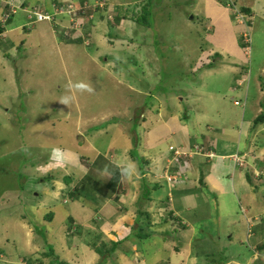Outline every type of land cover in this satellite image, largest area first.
Here are the masks:
<instances>
[{
	"label": "rangeland",
	"instance_id": "rangeland-1",
	"mask_svg": "<svg viewBox=\"0 0 264 264\" xmlns=\"http://www.w3.org/2000/svg\"><path fill=\"white\" fill-rule=\"evenodd\" d=\"M45 1H49L50 4V0ZM88 1L93 4V0ZM108 2L110 4H106L104 8L88 9V15L93 9L100 13L97 14V19L93 20L94 25L87 15L86 27L87 32L90 33L87 45L81 40H75L73 34L70 36L72 40L64 39V34L62 36L60 32L58 36L63 40L77 42L73 44L70 52H64V47H61L55 52L56 56L48 54L47 52L50 51L45 44L40 43L35 53L39 55L42 53L44 62H41L42 56L38 61L30 58L33 53L29 52V47L24 57L20 56L24 54L26 47L15 45L9 51V58L15 63L14 67L9 66V70L17 74L18 85H8L7 80L2 81L3 75L0 74V264H52L56 257L59 262L65 264H98L100 257L93 251L94 245L101 242L97 246L101 250L108 251L110 244L106 245L107 241L101 240L105 233L99 230L98 216L93 215L97 203L83 198L79 201L81 204L69 202L67 198L57 199L54 202L46 199L47 192H38L37 189L39 180L42 179L40 172L57 168L64 173L67 164L64 161H55L42 166L37 165L47 162L50 158H61L62 155L65 157L67 152L76 151L78 142H82L83 137H86L84 132L89 127L99 125V121L103 119L110 116L115 119L119 116L141 118L144 102L145 108L147 106L145 113L151 109V106H153L151 115L155 114V108L161 107L164 116L176 110H188L189 106L196 103L192 110L198 121L202 111L210 108L212 111L210 125L212 124L214 129L212 128L209 133L216 134L215 126L219 125L216 111L221 116V107L225 106L224 110L231 109L233 102L237 101L239 104L237 109L243 114V119L251 122L245 150L249 144L254 147H249L246 154L245 152L243 154L248 159L254 153L258 160L250 166L248 164L249 170H246V173L250 174L251 178L254 174L258 176L252 167L258 170L260 166L262 168L264 166L262 164L264 122L256 127L253 126L255 117L264 113V0H108ZM245 3L249 4L248 8L253 15L252 30L248 33L250 44L247 49L241 48L234 40L238 34L236 38L241 41L239 31L243 27L237 25L232 16L234 12L243 13L241 6ZM65 4L69 5L71 2L66 1ZM142 8H145L149 15L147 21L150 23L147 26L134 22V18L142 14ZM4 13L3 9L2 13L0 12V23ZM226 13L236 33L232 28L225 26V21L228 20L225 18ZM109 14H111L110 18ZM220 17L225 18L224 23L216 20ZM208 18H211V23L207 21ZM64 19L68 18L65 16ZM95 23L97 30L94 33L96 35L93 36ZM0 26L3 29L5 27L2 24ZM72 32L70 30V33ZM14 35L15 32L1 35V41L3 36L5 38L1 42L2 46L7 43L11 48L12 41L8 39ZM219 49L224 52H220ZM216 52L218 55L214 56ZM221 55H228L232 59L223 61ZM1 62L0 59V64ZM209 63L214 64L215 70L209 72L210 74L205 70L204 76L201 72L202 64ZM230 65L233 69L237 65L245 68L244 70L248 69V79L241 85L239 80L244 76L243 72L239 73L240 71L236 72L234 69L232 76L229 77L223 71L225 69L223 67ZM244 104L247 106L243 107ZM87 118L89 123L87 122L83 127L84 119ZM233 125H236V122ZM126 127L129 128V125L127 124ZM136 130L139 131V127ZM78 135H81V138ZM101 137L103 136L97 132L93 143L103 151L108 139L104 141ZM77 138L80 140L77 141ZM224 138L232 139L230 134ZM207 139L211 141L213 137ZM120 141L121 144L117 137L114 138V144L120 145L117 147V154L113 151L108 152L113 154L116 162L121 159L118 153L125 140L120 137ZM62 151L63 154L59 155ZM94 151L87 152L86 156L89 158L87 160L81 158L83 153H79L76 158L82 165L74 161L71 165L72 171L79 169L77 165L87 166L89 170L94 169L90 171L91 175H88L89 172L75 174L71 177V181H81L87 177L92 180H89L88 185L92 188L93 176L96 177V173L99 172L103 179L106 177L104 173L106 165L100 163L101 158L116 166L114 158L109 159L107 155L106 157L97 155L91 161L95 155ZM139 151L141 150L138 148L135 153L138 154ZM260 154L263 157H260ZM226 163H229V160H226ZM107 166L111 171L115 169L111 165L107 164ZM163 166L165 170L168 164L164 162ZM135 167L136 170L140 167V172L144 175V186L150 188L151 196L160 195L166 201L169 183L163 178L154 182L162 176H153L159 172L156 173V167L152 168L151 157L146 156L144 161L136 162ZM173 167L170 165V169H174ZM55 173L60 177V172ZM125 173L128 174L126 170ZM119 174V189L123 184L126 188L127 185L121 183L124 172L119 169ZM136 174L140 175L139 172ZM113 175L114 173L110 172L109 178L112 179ZM261 178L257 180L263 184L264 176ZM42 181L47 185V180ZM255 185L257 187L251 190L255 193L253 197L256 198L259 206L250 204V193H246L248 211L246 220L249 219L250 222L256 216L264 218V192H260L264 190V185ZM103 191L106 193L105 190ZM230 204L232 208L236 207L238 212L240 211L237 201ZM49 212L54 213L51 222L45 218ZM88 215L89 217L86 218ZM241 215L243 214L239 212L237 216ZM70 217L80 220L78 223L83 225L79 227L73 219H69ZM21 219L26 224L30 223V227L35 229V235L27 236L20 226ZM247 224L246 236L250 227ZM67 226L71 228L67 230ZM227 226L226 222L222 224L220 240L227 238L225 232ZM236 227L232 230L233 238L245 233L244 227ZM234 229L242 230L238 235ZM75 231L76 233L73 234ZM170 231L171 228L168 229L169 233ZM91 232L95 233L91 234ZM110 232L113 233V230ZM205 235L206 239L203 242L207 245L199 241H194L192 244L201 256L199 260H205L201 255L204 251H209L211 254L207 255L209 258L213 256L218 259L217 246L212 244L216 239L208 234ZM80 241L86 243L83 247L86 248L84 250H88L85 252L96 255L81 257L77 248ZM234 243L236 242L232 240L230 246L226 244L230 249L226 255L236 251L232 245ZM61 248L63 250H60ZM210 248L213 250L210 251ZM128 255L130 256L131 252ZM254 257L246 240V248L242 249L239 257L234 258L244 263L255 259Z\"/></svg>",
	"mask_w": 264,
	"mask_h": 264
},
{
	"label": "crops",
	"instance_id": "crops-1",
	"mask_svg": "<svg viewBox=\"0 0 264 264\" xmlns=\"http://www.w3.org/2000/svg\"><path fill=\"white\" fill-rule=\"evenodd\" d=\"M20 1L22 2L23 7L11 16L8 23L5 24L4 29L1 27L2 35L15 32L14 37L8 39L12 41L10 42L12 46L11 48L7 43H5L4 47L2 46L1 42L4 41V36L2 38L3 41L0 39V59L2 60V64H0V74L3 75L2 81L7 80L8 85L10 84L12 86L18 85L17 74L14 73V71L11 72L9 70V66L14 67L15 64L13 62L14 60L9 58V51L12 50L15 45L22 46L23 48L26 47L24 49V54L20 57L26 56L25 52L27 51V47H29V52L33 53L30 55V58L34 61H38L43 55L42 53H40V55L39 53H35V49L39 47L38 45L40 43L45 44L47 50L50 51L47 53H50L51 56H56L57 53L55 52L61 47H64V52H70L75 43L73 41L63 40L61 36H58L60 32L63 36L64 31L68 27V19H64L65 16L57 17L56 22L54 23L47 21L31 22V20L28 19V16L25 17L27 14L26 9H29L32 5H39L46 10H51V5L55 0H50V4L49 1L45 0ZM58 1L59 3L61 1L62 3L69 1L80 5L85 3L90 4L88 0ZM95 1L96 0H93V3ZM103 1L107 5L110 4L108 0ZM0 2L2 3V5H0V12L2 13L3 9L5 10L7 8V4L2 0H0ZM248 6L249 4L246 5L245 3V5L241 7L246 8ZM98 13L100 12L93 13V10L90 12L93 25V20H95V18L97 19ZM225 18L228 19V14ZM225 18L220 17L216 20H219L222 23ZM207 21L211 23V18H208ZM96 25L97 23H95L94 26L93 36L96 35L94 34L97 30ZM225 26L227 28H232L234 33H236V29L231 26L229 19L225 21ZM106 28L108 29V27ZM236 36H238V34ZM236 36L234 40L238 43ZM63 38L71 39L70 36L66 37L65 35ZM219 51L224 52L220 49ZM66 54L70 55V53ZM61 55H63V53H61ZM220 57L223 61H227L226 59H232L228 55H221ZM44 60L45 59L42 56L41 62H44ZM223 68H225L223 71H225L229 77L232 76L234 69L236 72L240 71L239 73L243 72L245 69L238 67V65L234 66V69L231 65ZM205 70L207 73H212L215 68L213 66L210 68H203L201 72L204 76L206 75L204 72ZM245 74L243 73L244 76L242 77L246 78ZM219 102L222 103V101ZM195 104L189 106L190 109L188 110H176L165 116L162 113L164 110L161 107L155 108V114L151 115V109L153 106H151V109L146 112L147 117H145L147 106L146 108L145 106L142 108L140 115L141 118H136V116L135 118H123L119 116L118 119H115L110 116L109 118L99 121V125L89 127L84 132L86 137H83L82 142H78V149H76V151L67 152L64 157L62 155L63 150L62 153L59 154L62 155L61 158H50L47 162H42L37 165L42 166L46 163H52L55 161H64L67 164L64 173L57 168L55 170L50 168L45 172H40L42 179L39 180L37 189L38 192H47L48 197L45 196V198L51 199V202H54V200L57 201V199L65 200L66 198L67 201H69L67 194L75 186L78 180L73 182L70 178L71 185L68 186L62 181L61 177L63 175L73 177L75 174H86L90 171L89 168L85 166L86 164H84L85 167L76 164L79 169H77V171L71 170L73 161L74 163L79 162L81 164L76 156L79 153H83L81 158L83 159L84 157L87 160L89 159L86 156L87 152L95 150V155L91 161L97 155H103L104 157L107 155L110 159L113 157V154H108V152L113 151V153H116L117 147L120 146L114 144V138L117 137L119 139V144H121L120 137H123L125 142L121 151L118 153L121 159L116 162L115 158H113L117 168H119L121 172H124L121 183H125L127 187L125 188L124 184L121 186L120 192L117 194L118 197H115L117 198L115 201L113 200V196L112 198L99 200L96 211L93 214L98 216V221L100 220L98 223L100 226H98L99 230L105 233H102L103 238L101 240L107 241L105 242L106 245L110 244V246L111 242H119L115 247V250L108 257H111L110 260L108 261L107 258L105 264H264V218L256 216L254 219H259L260 221L258 223L255 222L254 219L251 220L252 223H250V227H254L253 229L250 228V232H248L246 236V224L249 220H246V213L248 212L246 210V193H250V204L259 206L256 202V198L253 197L255 196L253 190L257 187L255 184L264 185L257 180L261 178V176H264V166L263 168L260 166L258 170L255 169V167H252V169L255 170L254 173L256 172V174H258V176L254 174V177H252L254 178L252 184H250L246 178V170H249L248 164L250 166V164L258 161L257 158H255L256 156L254 153H252V157H248V159L246 158V155L243 154V152L246 154V150L252 146L249 144L245 150V143L249 138L248 132L251 122L250 120L245 121L243 119V114L237 109L239 104H235L234 101L231 109L224 110L225 106L221 107V116H219V113H217L218 111H216V120L219 125L215 126L216 134H211L209 132H211L214 127L212 124L210 125L212 121L210 119V116L212 117V111H210V108H205L202 111L200 122L193 114L194 111L192 108ZM246 106L247 104H244L243 107ZM87 122L89 123V118L84 119L83 127H85ZM234 122H236V125H233ZM127 124L129 125V128L126 127ZM138 127L139 131L136 130ZM110 130L112 133H108ZM97 132L103 136L101 137L102 140L106 141L108 139V144L103 151L98 149L93 143ZM204 132L208 133L204 134ZM229 134L232 139H225L224 137L229 136ZM208 135H211L213 140L207 141V138H211ZM78 137L81 138V135H78ZM79 140L80 139L77 138V141ZM170 146L180 148L181 150H188L194 146H202L205 149H211L215 155L212 158H208L205 155L193 154L191 157L181 158L179 163L175 165L172 164L171 166H174V170H180L182 172V178L172 185L169 184V190L165 201L160 195L152 197V192L146 194L144 187L145 183L143 181L144 175L140 172V167L138 168L139 170H136L135 163L144 161L146 156L151 157V161H153L152 168L156 167V173L159 172L157 173L159 175L153 174V176L159 177L164 170V162L168 164L172 157V152L169 149ZM133 147H135V149H133ZM138 148L141 151L136 154L135 150ZM252 148L254 147L252 146ZM234 155H239L243 159V166L235 165L233 160ZM259 156L263 157L262 154ZM70 160H72V163H70ZM226 160H229V163H226ZM262 164L264 165V162ZM161 166H163V168H161ZM146 168L149 169L148 166H146ZM124 169L128 174L125 173ZM55 172H60V177H57ZM136 172H139L140 175H137ZM48 175H50V177H47ZM158 179H161V177L157 178L154 182L156 183ZM42 180H47V185H45L46 182H43ZM254 180H257V182ZM147 189L150 190L148 186ZM238 192L240 194H238ZM260 192H264V190ZM230 195L232 196L230 197ZM80 199L69 202H78L81 204V202H79L81 201ZM235 201L238 203L239 212L243 214L240 217L237 216L239 214L238 209L236 207L232 208L230 204ZM52 215L53 219L54 213ZM88 217L89 215L86 218ZM69 219L73 218L70 217ZM136 219L137 226H135ZM73 220L75 221V224L77 223L79 224L78 226L81 227L82 223H78L80 220ZM19 222L28 237L32 234L35 235V229L30 227V223L26 224L22 219ZM225 222L228 225L225 230L227 238L220 240V228H222L221 226ZM247 225L249 226V223ZM236 226L244 227L245 231L243 232L245 233L241 236L240 232L242 229H234V231H237L238 235H240L233 238L232 230L233 227ZM140 228L143 229L140 230ZM169 228H171L170 233L168 232ZM110 230H113V233H111ZM139 232L147 234V237L144 236V238H138L133 236ZM75 233L76 231L73 234ZM93 233L95 232H91V234ZM205 234L216 239V242L214 241L212 244L217 246V254L219 255L218 259L213 256V258H209L207 256L210 254L209 251H204L201 255L205 260H199V257L201 256H199V252L194 249L192 244L194 241H199L200 243L203 242L206 239ZM243 235L244 238H242ZM232 240L236 242L232 244L236 251L226 255V252L228 253L230 251V249L226 247V244L230 246ZM246 240L249 248L255 255V259L241 263L240 260H237L238 258L235 259L234 257H239L242 249L246 248ZM84 241L86 242L87 240ZM84 241L78 242L77 248L78 253H80L79 255H81V257L82 255H84V257H93V254L97 252H95V250H93L95 253L92 254L85 252L88 249L84 250L86 249L83 247L86 246ZM100 244L101 242L96 245ZM202 244L207 245L206 242H203ZM61 246H63V244ZM60 250H63V248ZM209 250L212 251L213 249L210 248ZM130 252L131 255L129 256L128 253ZM94 258H96V256Z\"/></svg>",
	"mask_w": 264,
	"mask_h": 264
},
{
	"label": "built area",
	"instance_id": "built-area-1",
	"mask_svg": "<svg viewBox=\"0 0 264 264\" xmlns=\"http://www.w3.org/2000/svg\"><path fill=\"white\" fill-rule=\"evenodd\" d=\"M4 3L7 4V8L5 9V13L3 15V18L1 20V24L5 26L7 21L11 18L12 15H14L17 10H20L23 7V4L20 0H2ZM106 6V3L102 0H96L92 5L90 4H82L80 6H75V4H57L52 3L51 10H46L44 7L35 5L33 7H30L29 9H26V12L28 14V19L31 20V22H41V21H47L50 23L56 22L57 17L65 15L68 18V27L64 31L65 36H71L72 34L76 37V39H80L82 43L87 45L89 39L90 33L87 32L86 27V12L91 7H99L104 8ZM8 9V11H6ZM232 10V8H231ZM106 11V10H105ZM104 11V12H105ZM112 11V9H111ZM93 12H95V9H93ZM235 15V22L237 25L242 26L243 28L240 29L239 34L244 38V41H249L248 32L246 31V22H245V15L244 13H236ZM111 17V14L108 16ZM89 18H92V15L89 16ZM2 27V26H1ZM70 30L73 31L70 33ZM2 35V32H0V36ZM245 49L248 48V46L244 47ZM247 53V52H246ZM247 75V72H246ZM245 81V78L242 77L239 80V85H241ZM235 104H238L237 101H235ZM170 151L172 152V157L170 159V162L168 163V167L165 168L164 172L160 175L161 178L165 179L169 184H174L175 182L179 181L182 178V172L180 170H171L170 165L173 163H179L181 158L191 157L193 154H201L205 155L208 158L214 157V152L207 148L205 149L202 146H194L193 148H190L188 150H181L180 148L170 146ZM233 160L235 165L237 166H243L244 161L239 155H234ZM255 220V219H254ZM249 225L250 221H248ZM249 227V231L250 232Z\"/></svg>",
	"mask_w": 264,
	"mask_h": 264
},
{
	"label": "trees",
	"instance_id": "trees-1",
	"mask_svg": "<svg viewBox=\"0 0 264 264\" xmlns=\"http://www.w3.org/2000/svg\"><path fill=\"white\" fill-rule=\"evenodd\" d=\"M55 3L61 5L63 4L62 1L59 3L58 0H55ZM73 4V3H72ZM82 5V4H81ZM75 6H80V4H75ZM251 9L246 7V8H242V12L244 14H246V31L249 33V31L251 32L252 30V23H253V15L250 11ZM88 10L86 12V19H87V15H88ZM148 12L145 10V8H142V14H140L139 16H137L136 18H134V22L138 23V24H141L143 26H147L148 23H150L149 21H147V18H148ZM234 20H235V15L233 14L232 15ZM89 17V15H88ZM91 19V18H90ZM8 23V21H7ZM1 24V23H0ZM2 31V28L0 26V32ZM241 36V35H240ZM250 37V36H248ZM241 41L238 39L237 37V40H238V43H239V46L241 48H244L245 46H249L250 42L249 41H244V38L241 36L240 37ZM78 41H80V39H76ZM73 42H77V41H73ZM218 55V53H215L214 56ZM214 60V59H212ZM214 64L213 63H209V64H206V65H203L202 64V69L203 68H210L212 67ZM264 88V87H263ZM264 101V100H263ZM145 102H144V106H145ZM262 105V103H261ZM130 109V107H128ZM108 122V121H106ZM264 122V113H260L259 115H257L253 121V126L256 127L258 125H261L262 123ZM101 158V157H99ZM98 158V159H99ZM102 159V162L100 163H103L106 165V168L104 170V173L106 174V177L108 178H102V175L98 172L96 173V177L93 176V185L94 187L90 188L88 185H89V182L92 181L91 179H88L87 177L85 179H82L81 181H78L75 186L68 192L67 194V197L69 199V201H75V200H79L80 198H83V199H86L88 201H91V202H95V203H99V200L101 199H104V198H112L113 196V200H117V198L115 197H118L117 194L118 192H120V185H118V182H119V178H120V174L118 175V172H119V169L117 168V166H114L112 165L111 163H109L108 161H105L103 158ZM98 161V160H97ZM96 161V163H97ZM47 164V163H46ZM45 164V165H46ZM108 165H111L112 167H114L115 169H113V171H111V169H109V167L107 166ZM93 165H97V164H93ZM91 170H94V169H90ZM171 170H174V169H171ZM90 171H89V174L88 175H91L90 174ZM118 171V172H117ZM111 173H114L112 179L109 178V174ZM99 175V176H98ZM98 176V177H97ZM47 177H50V175H48ZM46 177V178H47ZM56 177V176H55ZM54 178V177H53ZM70 176L68 175H63L61 177L62 181L70 186L71 185V181H70ZM246 178L248 180V182L250 184H252V178H251V175L250 174H246ZM90 180V181H89ZM81 182V183H80ZM92 183V182H91ZM264 184V182H263ZM118 187V189H116ZM145 187V191H146V194H149V190L147 189L146 186ZM106 191V193H104V191ZM114 190H117V192H115ZM52 213H47L45 215V218L46 220L48 221H51L52 220ZM136 223H135V226H137V219L135 220ZM260 220L259 219H255V222H259ZM71 228V226H68V230ZM143 228H140V230H142ZM134 237H138V238H144V236L147 237V234H142V233H137L136 235H133ZM117 244H119V242H112L111 243V246L110 248L108 249V251H104V250H101V248H99V246L97 245H94V250L95 252H97L99 254V257H100V260L98 262V264H105L106 263V260L107 258L112 254V252L115 250V247L117 246ZM52 250V249H51ZM52 264H65L63 262H59V260L57 259L56 257V260L52 263Z\"/></svg>",
	"mask_w": 264,
	"mask_h": 264
},
{
	"label": "bare ground",
	"instance_id": "bare-ground-1",
	"mask_svg": "<svg viewBox=\"0 0 264 264\" xmlns=\"http://www.w3.org/2000/svg\"><path fill=\"white\" fill-rule=\"evenodd\" d=\"M247 72V70H244L243 71V73L245 74ZM248 76H249V73L245 76L246 78H245V81L248 79ZM241 78H242V76H241ZM244 83V82H243Z\"/></svg>",
	"mask_w": 264,
	"mask_h": 264
},
{
	"label": "clouds",
	"instance_id": "clouds-1",
	"mask_svg": "<svg viewBox=\"0 0 264 264\" xmlns=\"http://www.w3.org/2000/svg\"><path fill=\"white\" fill-rule=\"evenodd\" d=\"M248 70V69H247Z\"/></svg>",
	"mask_w": 264,
	"mask_h": 264
}]
</instances>
